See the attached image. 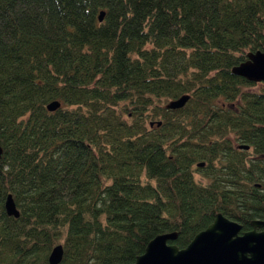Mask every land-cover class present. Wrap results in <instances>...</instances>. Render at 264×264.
Wrapping results in <instances>:
<instances>
[{
	"label": "trees",
	"instance_id": "16d2710c",
	"mask_svg": "<svg viewBox=\"0 0 264 264\" xmlns=\"http://www.w3.org/2000/svg\"><path fill=\"white\" fill-rule=\"evenodd\" d=\"M255 49L264 0H0V264H128L215 212L264 219V81L230 71Z\"/></svg>",
	"mask_w": 264,
	"mask_h": 264
},
{
	"label": "water",
	"instance_id": "95a60500",
	"mask_svg": "<svg viewBox=\"0 0 264 264\" xmlns=\"http://www.w3.org/2000/svg\"><path fill=\"white\" fill-rule=\"evenodd\" d=\"M102 14L100 10L99 20ZM230 71L248 80L264 81V50H248L245 59L232 65ZM187 97V94H181L168 100L165 106L179 107ZM58 105L59 101L52 99L46 103V108L53 110ZM241 146L247 147L246 144ZM3 207L7 214L18 215L9 193ZM250 224L251 228L240 231L239 222L215 212L211 221L195 232L184 246L168 241L175 237V231L158 233L148 239L143 251L128 264H264V229H260L264 219H251ZM61 255V244H54L47 254V264H57Z\"/></svg>",
	"mask_w": 264,
	"mask_h": 264
},
{
	"label": "rangeland",
	"instance_id": "374dc122",
	"mask_svg": "<svg viewBox=\"0 0 264 264\" xmlns=\"http://www.w3.org/2000/svg\"><path fill=\"white\" fill-rule=\"evenodd\" d=\"M258 86H259V81H256V83H255V84H253V86H251L250 88L256 89ZM164 102L166 103V102H167V100H166V101H164Z\"/></svg>",
	"mask_w": 264,
	"mask_h": 264
}]
</instances>
